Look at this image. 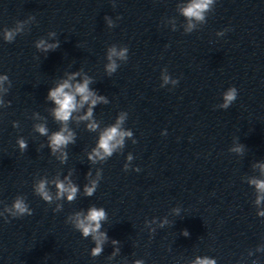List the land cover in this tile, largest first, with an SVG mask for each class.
<instances>
[{
    "label": "water",
    "instance_id": "95a60500",
    "mask_svg": "<svg viewBox=\"0 0 264 264\" xmlns=\"http://www.w3.org/2000/svg\"><path fill=\"white\" fill-rule=\"evenodd\" d=\"M189 2L0 0V75L12 83L8 94L0 92L5 103L11 101L0 106V264H191L197 256L217 264H264V251L256 250L264 246V217L257 216L264 202L256 205L249 183L264 179L258 167L264 164V0H213L205 21L193 20L187 32L189 21L179 8ZM30 16L35 21L25 23L22 34L4 41L5 27ZM50 31L60 47L37 51L38 39L53 42ZM112 44L129 51L109 77L106 51ZM80 70L77 81L92 77L89 87L110 103L94 109L96 132L87 130L88 121L70 122L76 143L61 164L33 125L46 123L49 134L59 130L45 98L65 72ZM164 75L179 83L165 84ZM230 87L237 99L228 109L218 108ZM121 111L128 113L123 127L137 143L126 139L120 152L91 164L88 152ZM21 136L28 143L24 153L16 143ZM239 145L243 151H234ZM98 168L99 186L85 197V175L90 169L89 179H95ZM69 170L81 189L74 202L54 198L49 205L34 194L36 181L63 179ZM17 195L26 198L31 216L12 218L4 211ZM56 204L62 211L53 212ZM92 205L108 214L101 230L109 240L95 258L91 237L82 238L65 222ZM113 239L120 252L109 260Z\"/></svg>",
    "mask_w": 264,
    "mask_h": 264
},
{
    "label": "clouds",
    "instance_id": "9594fccd",
    "mask_svg": "<svg viewBox=\"0 0 264 264\" xmlns=\"http://www.w3.org/2000/svg\"><path fill=\"white\" fill-rule=\"evenodd\" d=\"M213 4V0H190L184 7L179 8L180 13L188 19V27L185 31L191 32L195 27V24L192 23L193 20L203 22L205 21V13L210 10V6ZM115 6V5H113ZM107 21V26L112 28L115 26L112 19L108 16L104 17ZM120 19V17H117ZM30 21H35L34 16H30L28 21H16V26L12 28L5 27L3 31L4 41L11 43L15 40L17 35H20L24 31L25 23ZM50 38H53V42L49 43L47 40L40 38L38 39L34 46L37 51L42 53H49L50 51H55L60 47V41L56 39L57 33L50 31L47 33ZM217 35H223V31L217 32ZM128 47L118 48L116 44H112L107 48L106 59L107 63L105 64V72L111 77L117 69L120 67L118 64L119 61L126 62L128 60ZM81 71L65 72L63 77L59 79V82L51 87L45 98L46 102H50L53 106L50 108V115L55 122H57L60 127L59 130L51 132L49 134V128L46 123H38L33 125L34 131L39 133L40 136L47 138V147L50 149V154L54 156L61 164H65L68 159V152L66 149L70 144L76 143V133L69 127L71 121L75 120L77 123L81 121H88L86 128L89 132H96L100 125L94 119V109L98 105H107L110 103L109 99L105 95H100L96 90L89 87L94 81L90 76H84L82 82L77 81V77L81 75ZM66 77V78H64ZM168 75L163 76L164 83L167 84L170 81ZM73 81H77L73 83ZM7 82L8 87L4 88L3 85ZM173 85L179 83V79H171ZM12 86L11 80L7 74L0 75V92L8 94ZM163 87V85H161ZM238 91L235 87H230L226 92L223 93V103L218 105L220 109H228L230 105L237 99ZM11 101H5L0 98V106L9 107ZM87 105V110L82 115H74L81 112L82 109ZM37 118L39 113H33ZM128 119V113L126 111L119 112L118 116L115 119V123H112L106 126L102 131H100L98 136V141L95 146L88 152L87 160L91 164H97L99 162H106L114 153L120 152L121 149L125 147L126 139H131L132 143L135 144L137 141L133 138L134 134L131 129H126L123 127L126 120ZM12 126L14 128H19V122L13 121ZM18 148L21 153H24L28 149V143L26 139L22 136L18 137L16 140ZM41 148L44 145L40 146ZM244 146L239 145L235 149L236 152H242ZM57 153L59 155L57 156ZM133 155L129 153L127 155V161H132ZM258 167L261 169V174L264 175V164H259ZM130 168L129 163L123 165V170L128 171ZM134 171L139 172V167L133 169ZM72 170H69L67 175L63 176V179L56 177L55 179L49 180L47 178H41L33 184L34 194L39 196L44 202L51 205L54 198L56 200H64L72 203L76 200L81 189L80 186L73 182L71 179ZM92 176V171H89L85 175L87 183L83 185V195L85 197H92L96 192L99 182L102 179V169L98 168L96 170V178L89 179ZM249 183L255 186L257 196H256V205L259 206L264 202V179L252 178ZM50 185L55 188V196L53 191L50 188ZM63 209L62 204H56L53 212H60ZM6 211L12 218H21L25 215L31 216L33 210L29 207L26 202V198L23 195H17L10 207H5ZM176 214H179V209H176ZM257 216L264 217V211H258ZM108 220V214L103 207H97L95 205L90 206L85 214L84 210L76 211L68 215L66 223L71 224V226L80 232L82 238L91 237L92 241L95 244V247L91 248L90 255L95 258L100 256L104 251V245L108 242L109 236L107 231H102L103 222ZM5 222H8V219H5ZM167 223V220H164L161 223V227ZM184 236H189V232L184 230L182 233ZM114 247L113 252L108 257L109 260L114 258L120 252L118 247L119 241L113 239L111 241ZM257 251H264V246H259ZM250 255L252 253H249ZM135 264H144L143 260H136ZM191 264H217L216 259L210 258L208 256H197ZM253 264H256L254 261Z\"/></svg>",
    "mask_w": 264,
    "mask_h": 264
}]
</instances>
